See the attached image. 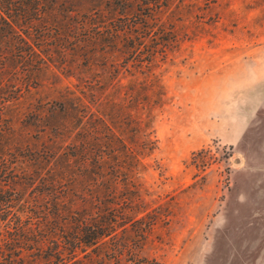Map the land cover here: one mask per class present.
I'll return each mask as SVG.
<instances>
[{
	"label": "rangeland",
	"instance_id": "rangeland-1",
	"mask_svg": "<svg viewBox=\"0 0 264 264\" xmlns=\"http://www.w3.org/2000/svg\"><path fill=\"white\" fill-rule=\"evenodd\" d=\"M135 13L118 0H62L29 34L0 35V191L42 189L29 151L71 142L77 97L112 127L113 105L115 132L134 146L146 74L138 46L111 28ZM148 21L171 44L151 68L166 94L153 112L158 147L144 168L118 161L140 185L141 220L73 264H264V0H168ZM21 39L33 56L10 59ZM57 127L70 131L60 139ZM115 247L133 253L117 258Z\"/></svg>",
	"mask_w": 264,
	"mask_h": 264
},
{
	"label": "trees",
	"instance_id": "trees-1",
	"mask_svg": "<svg viewBox=\"0 0 264 264\" xmlns=\"http://www.w3.org/2000/svg\"><path fill=\"white\" fill-rule=\"evenodd\" d=\"M118 1L138 13L120 19L111 29L126 36L129 48L138 46V68L142 75L146 74L138 84L134 146L129 147L115 132L119 123L112 113L113 105L107 114L112 127L106 119L90 111L85 113L91 103L86 102L85 96L77 97L72 110L77 112L80 125L71 142L50 141L40 151H29L28 167L41 180L42 189L30 191L28 196L21 191H0V264H73L80 254H87L88 248L117 238L119 227L141 220L136 215L143 201L140 185L123 174L118 161L123 157L144 168L143 160L158 147L153 112L163 108L166 94L151 68L158 52L164 54L171 44L165 36L161 37L160 29L155 31V26H151L155 22L150 24L148 20L162 14L168 0ZM61 2L0 0V35L14 37L19 31L29 34L57 12ZM21 44L26 46L29 41L14 43L10 59L33 56L34 52L22 50ZM6 56L0 55V62ZM57 130L60 139L70 131L61 127ZM148 229L142 237H146ZM112 252L117 258L133 253L120 247Z\"/></svg>",
	"mask_w": 264,
	"mask_h": 264
}]
</instances>
